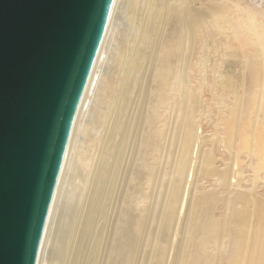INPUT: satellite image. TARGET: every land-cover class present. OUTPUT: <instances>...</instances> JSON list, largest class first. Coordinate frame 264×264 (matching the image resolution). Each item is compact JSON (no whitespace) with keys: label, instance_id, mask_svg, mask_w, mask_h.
Returning a JSON list of instances; mask_svg holds the SVG:
<instances>
[{"label":"bare ground","instance_id":"6f19581e","mask_svg":"<svg viewBox=\"0 0 264 264\" xmlns=\"http://www.w3.org/2000/svg\"><path fill=\"white\" fill-rule=\"evenodd\" d=\"M120 12L128 21L125 30L117 22ZM198 40L201 54L194 60ZM242 40L253 43L251 54L245 53ZM214 49L210 87L218 105L207 149L200 120L210 121L211 108L202 99L203 74L205 56ZM220 51L243 60L248 76H238L237 86L215 66ZM193 64L202 74L197 86ZM254 65L259 70H253ZM113 83L126 87L119 90L115 85L119 91L113 90L114 98L112 90L107 91ZM217 86L222 96H217ZM108 95L110 100L105 101ZM222 97L232 99V104H223ZM224 108L229 114L222 112ZM221 138L230 153L223 168L217 166L213 150ZM243 153L252 171L248 190L244 188L249 176H243L240 160ZM202 175L214 176L217 187L226 193L199 185ZM152 182L156 199H161L160 224H175L173 231L183 232L177 242L183 255L179 264H218L221 253L226 254L227 264H264V196L257 190L264 182V0H113L73 121L36 264H57L59 256L63 264L62 255L67 254L68 259L76 258L70 255L79 248L73 249L70 239L76 232L86 234L81 230L89 226L94 229L90 238L97 246L91 248L98 249L97 260L111 264L113 252L124 253L131 247L126 236L130 227L139 225L144 189ZM101 185L109 188L110 196L105 207H96L101 208L97 212L94 200L104 191L100 193ZM219 204L223 212L218 218ZM62 242L75 251H64L68 248ZM61 250L66 254H58Z\"/></svg>","mask_w":264,"mask_h":264},{"label":"water","instance_id":"95a60500","mask_svg":"<svg viewBox=\"0 0 264 264\" xmlns=\"http://www.w3.org/2000/svg\"><path fill=\"white\" fill-rule=\"evenodd\" d=\"M113 0H0V264H36Z\"/></svg>","mask_w":264,"mask_h":264},{"label":"rangeland","instance_id":"374dc122","mask_svg":"<svg viewBox=\"0 0 264 264\" xmlns=\"http://www.w3.org/2000/svg\"><path fill=\"white\" fill-rule=\"evenodd\" d=\"M119 16H120L119 17V21H117L118 24H119V27H121V29H124V30L127 29L126 26H128L127 25L128 21H127V19H125L126 17L124 16L123 12H120ZM130 35H131V33H130ZM118 37H120V35ZM217 37H215V38H217ZM230 41H232L231 37H230ZM225 43H226V39L224 37L222 39V41L220 42V46H219L220 50H221L222 46ZM242 43H243V49H244L245 53L246 54H251L252 52L250 51L249 48L253 45V43L251 41L244 42L243 40H242ZM115 44H117V46H119L117 42H115ZM206 46H207V48H209L211 46V44H209V42H207ZM215 46H216V44H215ZM236 46H237V44H236ZM201 47H202V41L198 40L197 41V45H196V47L194 49V57H195L194 60H197V58H199V56L201 54ZM214 48L217 50V46L214 47ZM215 49L211 50L209 52V54L207 56H205L204 74H203V77L205 79V85L203 86L204 90L202 91V99L204 100L205 104L209 108H211V119H210V121L207 122L206 119H204V118H202L200 120V122H201L200 123L201 124V126H200L201 128L200 129L203 130L202 131V135L206 136V138H203V139L205 141V145H206L207 149L211 148V139L213 138L211 136V134L214 133V131H215L214 124H215V119L217 117L216 106L218 105L216 102L213 101L212 96H211V90H212L211 84H212V77H213V70H212L211 65H212V63L214 61L213 59L211 60V58L216 55V52H215L216 50ZM217 57L219 58V61L217 60L216 63H215V66L217 65V70L219 72H221L222 74L227 75L228 78L232 79L231 82L233 81L234 86H237L236 80L238 79L237 78L238 76H242V74L244 76H246V75L248 76V74L246 73L247 70L243 69L244 68L243 60H241L239 56H235V55H229V56L225 55V56H223V52L220 51ZM217 62H218V64H217ZM192 67H193V72L195 73L194 85L197 86L199 81L202 79L201 78L202 74L199 72V68H198L197 64H193ZM253 70H259V67L257 65H254L253 66ZM116 79H118V75L116 76ZM115 83L112 84L113 86H111V84H110L109 86H111V87L109 89H107V91H111L112 90V92L110 94H111V96H113V98H114V92L116 90L119 91L120 89H125L126 88V87H124V85L121 87V86H119L120 84L117 83V85H116ZM115 85L117 87L119 86L118 87L119 90H118V88L116 90L114 89ZM111 88H113V89H111ZM236 88L238 89V87H236ZM216 89L219 91L217 93V96H222V94H221V92L223 91L222 88H219L217 86ZM113 90H115V91H113ZM196 91H198V90H196ZM106 98H108V99H105V101L106 100L107 101L110 100L109 99L110 95H108ZM222 99L224 100L223 104H225V105H231L232 104V99L229 100L228 97H224V98L222 97ZM104 104L102 103L101 105H104ZM222 112L228 113L226 108L222 109ZM164 117L166 118L165 115H164ZM219 130H220L219 131L220 134L224 133L222 127H220ZM213 150H214V153L216 154L217 166L220 167V168H223V166L227 162L230 161V153L227 150V148L224 147V142H222V138L217 140V142L213 145ZM84 157L86 158V156H84ZM84 157H83V160H86ZM154 160L157 161V158L155 157ZM240 160L242 162L243 176H246V177L249 176V180L245 184V188H244V185H243L242 188H244L245 190H248V189H250L252 171H250V169H249V167L247 165L249 162L247 160V157H246L245 153L241 154ZM164 168H165V171L168 172V170L170 169L169 163H166ZM164 178L168 179V176L166 175ZM105 181H107V180L104 179V182ZM104 182H102V184ZM104 184L107 185L106 182ZM198 184L199 185L203 184L207 189H218L217 192L219 194L226 193L225 188L217 187L216 178L214 176H211V175H209V176H203V175L199 176ZM106 185H104V186L101 185L104 188H102V187L100 188V193H102V191L104 190L102 194H104L105 196H101L102 194H100L98 192V194H100V195L97 197L98 199L96 198L97 201L94 200L95 201L94 210H96L99 207L103 208V207H105L106 202L108 203L107 199L109 200L108 196H110V194H109V191H108L109 188H107ZM153 190H155V192H153ZM257 190L260 193H262L263 196H264V182H260L258 184ZM156 192H157V190L153 186V182L151 184H149L144 189V194H145L144 211H143V213L141 215V219H140L139 225L138 226L134 225V226L130 227L131 229L129 228V232H128L127 236H126V238L130 239L132 245L124 253H118L116 251L113 252L111 254V256H110L111 264H176V263L180 262L179 259L182 260L183 257L181 258V256H183V255H179V254H182V253L180 252V247H179L177 242H179L180 239H182V236L180 234L182 232L181 228L184 229V227L180 226L181 230H178L180 232H177V231H173V229L175 228V224L172 225V223H171V225H170V223H169L168 225L165 224L166 226H164V224H162V223L160 224V219H159L160 215H158L159 214L158 212H159L161 199H156V197H155ZM106 195H107V197H106ZM99 197H100V199H99ZM101 197H102V199H101ZM101 200H103L104 202L101 201ZM102 202H103V204H102ZM99 205H101V206H99ZM145 208H146V210H145ZM98 210H101V208L97 209V212H99ZM102 212H104V210ZM174 212H175V210H174ZM222 212H223V206L221 204L217 205V210L215 211V216L218 217V218L221 217L222 216ZM101 215H102V217H101L102 220L101 221L99 220V221L101 223H103L102 221L104 220V215H103V213H101L100 216ZM174 215H175V213H174ZM89 216H91V215H89ZM88 219L90 220V217H88ZM88 219H87V222H89ZM90 222H89V224H92V222L91 223ZM101 223H99V224H101ZM183 223H184V221H183ZM183 223L181 222V224L185 226L186 221H185V224H183ZM86 224L84 225L85 227L89 226L88 224L87 225ZM84 226H82V227L85 228ZM139 228H141V230H139ZM86 229H88V233L90 232L89 233V238H90V236H93L91 233H93L94 229L91 230V227L89 226V227L85 228V230L82 229L84 231L81 230V233H84L86 231L85 232L86 234L79 235V234H76L77 233L76 232V233H74L75 234V238H74V236H72L73 234L71 235L73 237V239H70L71 243H70V240H69L70 244L73 243L72 241H74V243L72 244L73 246H71L69 243H68V245L71 246L73 249H75L77 247V248H79V250L75 249L76 251L74 250L75 251L74 252V251H72V248H70V247H66L65 248L64 247L65 243L62 242L63 246H62V244H61V246L64 247L65 249L68 248V250H64V251H66L67 253L72 251L71 253L74 252L73 255L71 253H69V255L71 254L70 256H76V258L70 257L71 259H68L67 258L68 254H67V256L66 255H62V256H65L66 260L68 259L69 261L70 260L72 261V262L71 261L68 262V260H67L68 264H73V263L74 264H100L99 260H97V258H96V253H97L98 249H96V251H95V249H93V247L95 248L96 245L91 241V238L89 239L87 237L88 233H87ZM79 231L80 230H78V232ZM101 233H102V231H101ZM101 233H99V235ZM145 234H146V236H145ZM156 234H158V236H157L158 238L156 237L157 241L154 240V237H155ZM174 234H178L177 235L178 239H176L177 236H175ZM76 235H78L79 237L82 236L83 239L80 238L81 241L79 242L80 239L79 238L77 239ZM83 235H85L84 237L86 239L88 238V240L90 242L86 241V239L83 237ZM173 235H174V237H173ZM182 235H183V232H182ZM179 236H180V239H179ZM84 239H85V241H84ZM143 240H145V242H143ZM85 242H87V244ZM79 243H81V244H79ZM89 243H92V244L90 245ZM157 243H159V246H158ZM174 243H176V244H174ZM83 244L86 245V246H84L85 248L83 247ZM92 245H94V246L91 248ZM177 245H178V247L176 248ZM173 247H175V248H173ZM90 248L93 251H90L91 250ZM96 248H97V246H96ZM70 249H71V251H70ZM103 249L104 248H102L101 250H103ZM62 250L58 254H60V253L66 254V252H62ZM171 250H174L173 251L174 253H172ZM75 253H77V254H75ZM93 254H94V256H93ZM60 257L61 256L58 257V260H59ZM58 260H56L57 264H59L60 261H61L60 262V264H61L64 259L60 258V260L59 261ZM66 260H65V263H66ZM65 263L63 262V264H65ZM218 264H227V258H226V254L225 253H221Z\"/></svg>","mask_w":264,"mask_h":264}]
</instances>
